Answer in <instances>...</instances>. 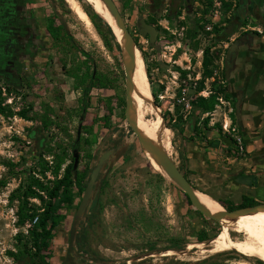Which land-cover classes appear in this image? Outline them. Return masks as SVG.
<instances>
[{
  "label": "rangeland",
  "instance_id": "1",
  "mask_svg": "<svg viewBox=\"0 0 264 264\" xmlns=\"http://www.w3.org/2000/svg\"><path fill=\"white\" fill-rule=\"evenodd\" d=\"M70 1L30 0V14L40 32L42 47L27 63L24 85L4 86L0 96L1 106L6 109V115H0V264H16L9 252L18 251V236L28 238L35 225L36 220L20 225L19 191L32 176L45 184L63 176L71 163L80 125L82 141L88 137L92 143L85 148L78 168H89L87 185L100 159L105 154L109 156L78 225L72 253L68 250L70 230L83 195L61 212L66 218L59 219L53 264H262L236 251L201 254L198 249L188 250L190 244L198 243L202 230L209 235L203 243L210 245L224 224L202 215L173 181L149 167L138 138L126 122V75L121 48L117 52L114 43L103 39L93 24L88 28ZM76 1L85 12L90 10L85 3ZM115 1L148 64L151 84L147 75L141 86L151 98L146 104L150 112L143 120L146 134L163 149L166 135L156 120L162 115L165 128L170 130L172 158L184 173L183 136L189 119L197 117V133L200 129H215L227 138L239 136L233 100L223 93L227 85L223 71L226 50L234 36L244 32L243 28L252 31L255 24L248 22L234 36L219 41L216 29L228 26L237 0H219L223 2L222 20L212 32L206 28L212 25L214 0H194L192 9L182 5L174 17H169L172 11L167 7L153 17L148 0ZM141 21L156 28L154 42L141 35ZM207 48L213 63L212 77L205 79ZM85 64L94 66L97 77H106L110 88L99 89L96 79L85 98L83 91L90 85L89 80L84 82ZM213 95L218 100L215 110L203 112L197 106L198 99ZM86 101L88 110L83 114ZM22 114L32 121L25 120ZM59 146L67 152L57 177L54 161L55 154L60 153ZM234 156L240 157L236 153ZM43 166L50 168L45 174ZM188 175L195 186V177ZM242 194L243 189L225 186L217 196L225 206L233 208L241 202ZM30 202L42 205L38 199ZM230 230L234 239H243L234 228ZM177 246L183 250L173 249ZM168 251L185 253L164 256Z\"/></svg>",
  "mask_w": 264,
  "mask_h": 264
},
{
  "label": "crops",
  "instance_id": "2",
  "mask_svg": "<svg viewBox=\"0 0 264 264\" xmlns=\"http://www.w3.org/2000/svg\"><path fill=\"white\" fill-rule=\"evenodd\" d=\"M243 2V14L255 28L240 32L232 39L233 43L246 36L231 66L228 92L234 103L236 126L245 143L246 155L235 157V140L218 130L195 132L197 117L189 119L185 126L183 155L186 165L194 172L197 190L202 193L213 197L204 187L211 183L209 186L222 189L225 186L243 189L242 197L254 196L256 201H261L264 200V0ZM255 11L260 12V18H256ZM236 12L239 17L238 9ZM239 19L241 21V17Z\"/></svg>",
  "mask_w": 264,
  "mask_h": 264
},
{
  "label": "trees",
  "instance_id": "3",
  "mask_svg": "<svg viewBox=\"0 0 264 264\" xmlns=\"http://www.w3.org/2000/svg\"><path fill=\"white\" fill-rule=\"evenodd\" d=\"M82 3H85L88 5L90 10L88 11L86 9V12L89 16V18L92 21V24L97 29L98 33L103 37L105 40L112 41L115 45L116 51H120V45L118 40L116 39L111 27L109 26L108 22L101 17L93 8V5L88 3L86 0H78ZM237 9H238V3L235 7V14L230 19L229 24L235 20L237 15ZM175 13H173L171 16H175ZM256 18H260V12L255 11ZM240 17V16H239ZM242 27L246 26L248 21L246 22H239ZM217 28L216 34H217V40L219 41H225L222 39L223 37V31L227 28ZM51 31V29H49ZM228 49L226 50L227 53ZM146 62V60H145ZM213 63V57L210 53V48H207L204 52V61H203V67L205 69L204 71V78H211L212 77V70L211 65ZM146 67H148V64L146 62ZM85 73L83 74L84 82L89 80L90 85L86 86L83 91V96L86 98L88 93L91 89H93L94 81L97 79L98 81V88L99 89H108L110 88V85L107 81V78L104 76L97 77L96 75V69H94V66L89 67L88 64H85V68L83 69ZM147 75L149 78V81L151 83V77L149 73V69L146 70ZM96 75V77H94ZM73 78L77 79L75 76ZM223 78L227 82V85L225 89L223 90V93L227 98H229V92H228V83H229V77L226 75V68L223 71ZM153 96L157 98L156 94L153 92ZM85 102V101H84ZM218 104L217 96L213 95L209 98H203L200 97L197 102V106L200 107L203 112L208 113L215 110L216 105ZM88 110L87 101L83 109V114H85ZM0 115L4 116L6 115V109L1 106L0 103ZM22 117L27 121H32L31 119L27 118L22 114ZM235 121L237 124V117L235 116ZM78 137L74 140L73 146L77 143ZM236 144V143H235ZM245 144V143H244ZM92 145L91 140L87 137L85 141H82V137L79 142L78 151L80 153V160L83 158V153L86 152L85 148H90ZM60 150L59 154H55V161L54 164L56 165V171L54 172L57 176L60 170L61 165L64 163L66 158V148L58 147ZM72 150H74V147H72ZM88 156L89 153H87ZM172 157V156H171ZM89 158H92L90 156ZM47 164V163H46ZM73 166H74V159L71 158V163H69L65 170L64 174L61 178H57V180L54 183L49 182L48 184H45L40 179L36 178L35 176H32L29 178V181L26 182L24 185V189L22 188V191H19V196H17V199L19 201V222L20 225H25L28 221H34L36 220L35 225L29 230V237H25L23 235L18 236L19 243V249L17 252H9V256L13 258L16 264H53L52 258H53V242L56 236L57 228L60 226L59 219H65L66 217L61 213L63 210L69 209L72 207L73 203L76 201L78 197H81L83 193L85 192L86 186H87V178L89 175V168L83 171L78 170L77 171V177H74L73 172ZM149 167L154 170L152 165L149 163ZM43 171L42 174H45L50 170L49 167H42ZM190 171L184 172V175L186 178L191 182L189 179ZM58 177V176H57ZM43 193V194H42ZM187 198L188 203L192 206L189 198L187 195H185ZM215 201L219 202L222 206H224L229 211L245 208V207H251L256 206L260 204V202L256 201L255 199H252L250 197L243 196L242 201L235 205L233 208H228L225 206L224 202L219 199L212 197ZM30 199H38L42 203L41 207H37L36 205L32 204L30 202ZM98 204V202L96 203ZM209 240V235L205 230H202L199 233V238H197L198 243H203L205 241ZM173 249H177L179 251L183 250V247H173ZM262 264H264L262 261H260Z\"/></svg>",
  "mask_w": 264,
  "mask_h": 264
},
{
  "label": "water",
  "instance_id": "4",
  "mask_svg": "<svg viewBox=\"0 0 264 264\" xmlns=\"http://www.w3.org/2000/svg\"><path fill=\"white\" fill-rule=\"evenodd\" d=\"M108 7L109 11L111 12V15L113 16L115 22L119 26L120 35L123 39V43H121L108 22L109 26L111 27L116 39L119 42L120 48H121V56L122 61L124 64L125 69V75H126V109H125V116H126V122L129 126V128L132 130L134 135L138 138L139 143L146 153V151H150L154 157L157 159L159 164L163 167L164 172H160L164 175H166L171 181H173L180 189L181 191L187 195L189 198L191 204L205 217H208L210 219H214L220 223V221L223 218H230V219H237L241 216H244L245 214H258L264 211V203H260L253 207H247V208H240L235 210H223V211H215L207 209L197 198L195 191L196 189L193 187L191 182L186 178L184 173L181 171V169L177 166L176 162L173 160L172 157L167 155L163 150H161L159 147H157L152 140L145 134V132L139 127V124L137 122V119L135 117V111H134V105H135V89H134V66H135V58L137 56V45L135 43V40L133 36L131 35L127 24L125 22V19L122 15V12L115 0H103ZM245 10V5L243 0H240V6L238 7V12L241 17V22H246L247 19L245 15L243 14V11ZM97 12V11H96ZM98 13V12H97ZM99 14V13H98ZM100 15V14H99ZM242 26L240 23L230 24L224 31H223V37H232L235 34H237L241 30ZM140 33L143 37L149 36V39L151 42H154L157 39L158 32L156 28L152 25H149L145 21H141V29ZM246 39V36L243 35L239 37L237 40H235L230 47L228 48L226 59H225V68H226V75L229 77V73L231 70V66L233 64V61L235 60L237 56V51L239 47L243 44V41ZM5 80L9 83V80L5 78ZM10 84V83H9ZM239 110L237 108V114ZM81 139V125L78 130V139L77 143L73 146V159H74V166H73V172L74 177H77V171L80 165V153L78 151L79 142ZM109 156L108 154H105L98 164V166L93 170L91 174V179L89 184L86 187V190L83 194L82 200L80 202V205L77 209L74 221L72 223V227L70 230V239H69V246L68 250L70 253L73 252V247L77 235V228L80 223V220L84 213L86 212L90 201L91 196L94 190V186L96 184V181L98 179V176L102 170V166ZM221 224V223H220Z\"/></svg>",
  "mask_w": 264,
  "mask_h": 264
},
{
  "label": "bare ground",
  "instance_id": "5",
  "mask_svg": "<svg viewBox=\"0 0 264 264\" xmlns=\"http://www.w3.org/2000/svg\"><path fill=\"white\" fill-rule=\"evenodd\" d=\"M88 1L93 5L95 11H97L102 17H104L110 23L117 39L121 43H123V39L119 31V26L115 22L105 2L103 0H88ZM69 3L72 9L74 10L75 14L78 16V18L83 23H85L88 28H90L92 26V21L89 18L88 14L83 10L80 3L77 2L76 0H71ZM146 77H147V71H146L145 61L141 53L137 51V56L135 58V66H134V89H135L134 111L139 127L145 132V134L146 131L143 125V120L147 118L146 115L148 112H150L149 109L146 107V104L147 102L149 103L151 101V98L141 90V86L145 82ZM161 116H159L156 120L165 132L166 142L164 144L163 149L160 148L158 145H156L153 141L152 142L171 157L172 154H171V137L169 133L170 130L165 128L164 120L163 117ZM145 155L147 160L154 169L160 172H164L163 167L159 164L157 159L150 151H146ZM195 194L197 198L200 200V202L207 209L215 210V211L225 210L223 206H221V204L216 202L207 194L202 193L199 190H196ZM256 217H261V219ZM263 218H264V211L255 215L245 214L244 216H241L237 219L223 218L220 221L221 224H224L223 230L216 238L214 237L215 239L210 243V245H207L205 243L190 244L188 246V250L198 249L199 250L198 252H200L201 254L236 251L238 253L249 255L253 258H256L264 262V219ZM230 228H234L235 232L240 234L239 237L243 235V239H237V238L234 239ZM181 253H183L184 255L185 252L168 251L166 252V254L163 255L164 256L179 255Z\"/></svg>",
  "mask_w": 264,
  "mask_h": 264
},
{
  "label": "flooded vegetation",
  "instance_id": "6",
  "mask_svg": "<svg viewBox=\"0 0 264 264\" xmlns=\"http://www.w3.org/2000/svg\"><path fill=\"white\" fill-rule=\"evenodd\" d=\"M238 1L239 7L240 0ZM192 2L194 0H148L149 11L153 17L164 11V7L172 11L169 17H174L171 15L175 13L176 16L177 8H181L182 5L192 9ZM29 4L30 0H0V96L4 86L20 88L24 85L27 63L38 54L42 47V38L36 22L32 21ZM237 18L230 24L240 22L239 17ZM187 171L194 174L185 164V172ZM206 185L205 189L213 197L218 198L217 193L220 188L216 185L209 186L211 183ZM193 187L197 189V184ZM200 189L206 191L202 186Z\"/></svg>",
  "mask_w": 264,
  "mask_h": 264
},
{
  "label": "built area",
  "instance_id": "7",
  "mask_svg": "<svg viewBox=\"0 0 264 264\" xmlns=\"http://www.w3.org/2000/svg\"><path fill=\"white\" fill-rule=\"evenodd\" d=\"M222 8H223V2L219 1V0H214V10L212 12L211 15V20H212V25L208 26L206 28V30L208 32H212L213 31V26L219 24L222 20ZM243 30L245 32H247V29L243 28ZM230 43H227L226 45L229 46ZM226 130L228 131V129L226 128ZM235 140V151L239 156H244L246 155V147L244 144V141L242 139V137L240 136H235L233 137ZM36 223V221H35Z\"/></svg>",
  "mask_w": 264,
  "mask_h": 264
}]
</instances>
